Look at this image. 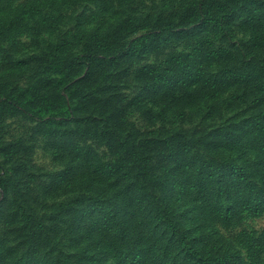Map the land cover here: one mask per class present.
Masks as SVG:
<instances>
[{"label":"rangeland","instance_id":"1","mask_svg":"<svg viewBox=\"0 0 264 264\" xmlns=\"http://www.w3.org/2000/svg\"><path fill=\"white\" fill-rule=\"evenodd\" d=\"M262 129L264 0H0V264H264Z\"/></svg>","mask_w":264,"mask_h":264},{"label":"trees","instance_id":"2","mask_svg":"<svg viewBox=\"0 0 264 264\" xmlns=\"http://www.w3.org/2000/svg\"><path fill=\"white\" fill-rule=\"evenodd\" d=\"M202 9H203L202 7L197 6L194 9L190 8L189 12L186 11L184 12V14L182 13L183 15L182 17H184V19L181 21L182 23L179 25L185 24L186 21L196 22V21L203 20V18H200L201 15L203 14ZM195 15L198 18H194ZM203 21L205 23V20ZM217 23H221V22H217ZM176 26L177 24L173 26H169L168 28H165L164 31L172 30ZM220 26L221 24L219 25V27ZM261 132H264V129H262ZM254 133L256 134L257 137L251 135V133H248V134L243 135L242 138H240L239 140H237V142H235V145L239 146L238 148L239 151L242 152L245 156H241L238 162H235L236 160L235 159L230 169H228V166L225 165V163L220 162L217 158L215 161V157H214V158H209L208 160L206 159L201 160L203 161L201 166L199 167L197 172L195 173L193 172L192 174L199 176L202 184L211 183L210 182L211 179H216L219 182H228L232 184L233 186H231L230 188L231 190L234 188L236 184L243 185L245 181H247L248 178L251 176L249 175L250 166H249V158H248L249 156L247 154H249L250 151H253V150L255 151L257 146L261 148L258 151L259 153L258 156H260V154L264 152V136H262L261 134L258 137L257 130H254ZM255 137L256 139L253 140ZM199 141L202 142V138H199ZM198 150H202V145L199 146ZM263 162H264V157H261V158L258 157L256 159V163H258V167H257L258 173L260 176L263 177L262 180L264 181V163ZM256 185L257 184L254 185L252 182H250V188L253 186L256 187ZM95 225H97L101 229L102 233H104L105 235L115 232L116 234H118V235H114L116 236V239L118 236L122 235L123 237H127L128 235L126 229H124L125 228L124 225L121 222H118L112 213L110 215L104 214L101 218H99L95 222ZM177 233L179 232L177 231L174 232V234H177ZM179 240H180L181 245L187 248L189 253L193 256V259L191 260L189 264H209V261L207 259L205 260L202 257L201 253L194 249V247L192 246L188 237L185 234H181L179 237Z\"/></svg>","mask_w":264,"mask_h":264}]
</instances>
